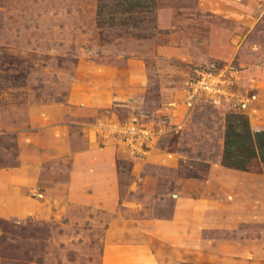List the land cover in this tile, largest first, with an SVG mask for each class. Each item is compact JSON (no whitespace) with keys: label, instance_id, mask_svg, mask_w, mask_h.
<instances>
[{"label":"rangeland","instance_id":"rangeland-1","mask_svg":"<svg viewBox=\"0 0 264 264\" xmlns=\"http://www.w3.org/2000/svg\"><path fill=\"white\" fill-rule=\"evenodd\" d=\"M213 63L232 82L220 103L191 88ZM253 78L264 82V0H0V168L35 172L30 194L53 214L0 217V264H114L111 245L136 264H264L260 158L213 204L219 226L189 219L174 242L148 228L172 219L177 194L203 191L178 179L205 180L229 120L255 106ZM163 119L169 130L143 145L119 128ZM150 151L179 153V167L144 160ZM81 154L104 165L91 180L115 174L111 205L59 204L72 178L89 179Z\"/></svg>","mask_w":264,"mask_h":264},{"label":"crops","instance_id":"crops-1","mask_svg":"<svg viewBox=\"0 0 264 264\" xmlns=\"http://www.w3.org/2000/svg\"><path fill=\"white\" fill-rule=\"evenodd\" d=\"M254 79L256 78L249 80L247 84L251 88V91L255 93V96H253L252 98V102L254 100L256 102L255 106H251L248 103L247 106L249 105V110L252 112L246 113L243 111L242 114L244 113L245 116H235V118H232L230 120L232 126L228 128V133L231 134L228 135V144H225L227 129L226 131L224 129L220 159L219 161L212 162L209 165V172L207 173L205 180H199L196 177L178 179V184L185 182L192 186L204 185L203 191L192 195H189V193L187 194V192L182 191L185 192V195H176L172 213L173 217L171 220L159 219L150 220L148 222V228L151 229V232L157 234L161 239L167 242L183 240L181 238V234L183 233L185 228L189 227L190 223L192 224V227L194 229L198 228V225L204 224L208 227L212 224H216L215 226H219L218 222L215 221H218L217 219L219 218V214L222 213L223 208L217 210L215 209L216 205L213 204H215V201L219 203L227 202L228 199H226V196L223 193L225 190L224 188L226 186L239 187L240 190V187L242 186V179L246 177V174L248 173L247 166L250 161L246 162V158L241 156L238 157V154L241 153L237 150H240L241 146H239L237 143L232 142L234 137H239V134L242 133L243 125L248 132V147L250 149L251 155L253 156L251 160H255V158L263 159L264 146L261 145L260 142L261 139L264 138V100H262V96H264V82L259 81V79L258 81ZM255 81L258 85H260L259 88L255 89V86L251 84V82L254 83ZM262 91L263 93L260 95V92ZM259 97H261V99L257 100V98ZM233 133L234 136H232ZM82 154L78 161L80 165L78 170H80V173L83 170L81 175L87 174L88 176L89 174V179L86 182L83 179V176H81L80 180H78V178H76L75 180L74 178H72V180H70L68 183L66 198L65 200L58 199L59 204H66V202L69 201L73 203L95 201L98 204L110 203L107 206L111 205L118 199L119 196L115 174H113V176L112 174L109 175L110 180H98V177L95 180H91L90 177L92 176V171H96V173L101 174V171L103 170L102 166L104 165L100 167L95 164L94 167H86L81 163L83 161ZM86 155L88 156L90 154L86 153L84 157H87ZM233 155L237 157H235V159L232 157L233 159H231L230 156ZM179 157V153L158 152L154 154L153 151H150L148 152V155L144 158V160H155V162L159 163L160 165L170 168H178V164H180ZM232 160L239 161V163L243 160V162L241 163L244 164L243 166L246 169H242L241 167H231L227 165L231 164V162H233ZM89 167L92 168L91 172L88 170ZM77 168L78 166H75L74 171H76ZM107 168L109 169L110 165H107ZM110 171L115 172V169L109 170V172ZM34 174L35 172H25L24 169L15 170L0 168V217L8 219H23L27 217L47 218L53 216L51 209H49L47 200L33 198L30 194L33 187L39 182L38 180H36L35 182ZM85 183L88 184L85 186ZM78 184L79 186H77ZM78 187L82 190V192L79 191L80 189ZM213 187L218 188V192L222 193V198L215 200L214 196L210 193L212 192ZM89 189L91 190V192L88 191ZM60 213H62L61 210L59 212V215ZM189 219L191 221L188 224ZM186 232L187 234L189 233L188 230ZM130 249L131 248L128 247L126 248V246L111 245L106 249L107 257L111 255L114 256V264H136V260L134 261L126 257H122L123 252L129 251ZM140 262L143 264H156L149 259L141 260Z\"/></svg>","mask_w":264,"mask_h":264},{"label":"built area","instance_id":"built-area-1","mask_svg":"<svg viewBox=\"0 0 264 264\" xmlns=\"http://www.w3.org/2000/svg\"><path fill=\"white\" fill-rule=\"evenodd\" d=\"M217 66L216 63H213L207 67L205 66V68L199 72L195 82L191 86L194 97L205 94L212 98L215 97V100L213 98L214 102L220 103L221 98L231 94L229 86L232 82L228 79V76L225 75L223 68ZM241 106L246 107L247 102H242ZM161 122L162 123H159L156 129L148 125L142 126L137 120L128 126L126 124L125 127L119 128L120 131H124V133L128 135V140L132 141L133 144L134 142H140V144L143 145L152 142L155 138L169 130L168 128L170 127L168 126V122H166L165 119Z\"/></svg>","mask_w":264,"mask_h":264},{"label":"trees","instance_id":"trees-1","mask_svg":"<svg viewBox=\"0 0 264 264\" xmlns=\"http://www.w3.org/2000/svg\"><path fill=\"white\" fill-rule=\"evenodd\" d=\"M240 117H242V116H240ZM231 126H232V124L230 123V120H229V123H228V126H227V131H226L227 132L226 133V140H225V144L226 145L228 144V135H231L230 133H228V128H230ZM232 136H234V133L232 134ZM232 142L237 143L239 146H241L240 150H237V151H240V153H241V154H238V157L241 156V157L246 158V160H247L246 162L251 161L253 156L251 155L250 149L248 147V142H249L248 132H247L246 128L244 127V125H243L242 133L239 134V137H237V136L234 137ZM260 144L264 146V138L261 139ZM230 157H231V159H233V158L235 159V157H237V156L233 155V156H230ZM243 160L241 162H243ZM263 160H264V156H263ZM232 161L233 162H231V164H227V165H229L231 167H241L242 169H246V168H244V166H243L244 164L243 163H241V162L239 163V161H234V160H232Z\"/></svg>","mask_w":264,"mask_h":264}]
</instances>
